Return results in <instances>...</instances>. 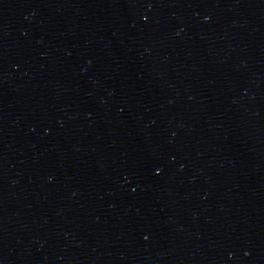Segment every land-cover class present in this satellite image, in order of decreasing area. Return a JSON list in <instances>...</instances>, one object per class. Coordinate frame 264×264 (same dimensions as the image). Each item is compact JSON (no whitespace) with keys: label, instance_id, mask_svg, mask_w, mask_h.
Listing matches in <instances>:
<instances>
[{"label":"water","instance_id":"1","mask_svg":"<svg viewBox=\"0 0 264 264\" xmlns=\"http://www.w3.org/2000/svg\"><path fill=\"white\" fill-rule=\"evenodd\" d=\"M0 264H264V0H0Z\"/></svg>","mask_w":264,"mask_h":264}]
</instances>
